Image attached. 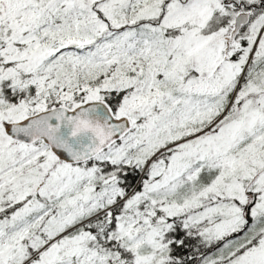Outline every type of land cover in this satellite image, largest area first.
<instances>
[{"label": "snow or ice", "instance_id": "6c2138e0", "mask_svg": "<svg viewBox=\"0 0 264 264\" xmlns=\"http://www.w3.org/2000/svg\"><path fill=\"white\" fill-rule=\"evenodd\" d=\"M0 264H264V0H0Z\"/></svg>", "mask_w": 264, "mask_h": 264}]
</instances>
